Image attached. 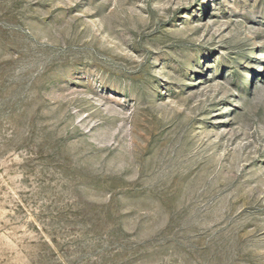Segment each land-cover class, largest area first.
<instances>
[{
  "label": "rangeland",
  "instance_id": "obj_1",
  "mask_svg": "<svg viewBox=\"0 0 264 264\" xmlns=\"http://www.w3.org/2000/svg\"><path fill=\"white\" fill-rule=\"evenodd\" d=\"M0 264H264V0H0Z\"/></svg>",
  "mask_w": 264,
  "mask_h": 264
}]
</instances>
